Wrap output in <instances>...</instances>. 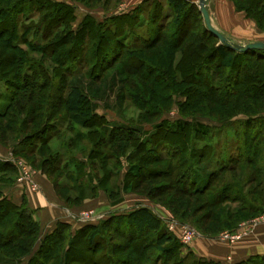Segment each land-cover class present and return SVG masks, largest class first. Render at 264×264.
Listing matches in <instances>:
<instances>
[{"label":"trees","instance_id":"16d2710c","mask_svg":"<svg viewBox=\"0 0 264 264\" xmlns=\"http://www.w3.org/2000/svg\"><path fill=\"white\" fill-rule=\"evenodd\" d=\"M6 1L7 5L3 8V11L5 13H10L9 10H15L18 4L30 0ZM79 1L86 6L91 4V0H88V2L87 0ZM109 1L110 0H103V3H108ZM148 1L151 2L150 6H152L153 3H155V5L153 12L150 14V18H148L150 24L147 26L145 39L142 42L135 40L127 44H124L123 40L122 42L115 41L117 49H115L114 45L113 47L110 46L113 50L110 62L105 61L107 55L103 53V50L107 44L106 42L110 40V37L121 40V32L110 26L103 27L100 22L97 23L94 19L86 16L81 22L76 35H73L66 30V27H68L66 19L72 14L70 7H66L65 9L67 11L65 10L63 14L60 13L59 9L63 7V4L52 3L49 7L45 8L46 13L41 16L42 23L39 25L40 28L37 29L41 31V27L46 24L47 20L52 23L53 26L56 25V30L61 27L64 29L58 32L56 36L55 29L44 30V32H46L43 34V38L46 37L47 34H50L47 38L55 36V39L53 38L51 42L54 46L58 43L67 46L69 42L67 40L70 39L73 45L71 44L69 47L70 49L66 52L71 54H78L75 53L78 49H75L74 46L79 45L83 48V51H85V45L94 43L93 56H97L99 60V56H102V60L104 58L102 63H100V61H86L85 63L89 64L90 68L78 62L74 71L71 67L66 65L67 63H63L65 67L62 69V72L68 76L69 79L66 81L61 95H55L56 97H53L50 91L49 95L44 93V90H49L48 88L52 86V79L43 65H37L39 76L36 79L39 82L38 85H32L26 81L25 76L21 77L19 73H16L20 62L23 61L22 57L25 53H21V51L16 48L17 45H9L7 47V45L1 41V36L0 78L6 80L4 77L12 75L16 80L13 85L19 87V90L22 91V93L16 95V99H13L9 106V109L12 107L14 113L13 117L16 118L13 135L15 137L16 134H21L23 132V141L25 140L27 142L29 146L27 148L31 147L29 155L36 156L34 154L37 153L36 158L42 155L43 159H39L42 161L41 164H45L46 166L51 164L55 165V171L62 170L67 180L71 177L69 169L72 166L68 165V162H74L76 160L74 157L75 155L68 156L69 158L65 160L67 155L60 156L59 152L53 149L52 141L59 140L61 142L59 144L71 150L75 146V140L73 139H79L78 137L80 136L85 138L82 142L87 141L90 145L89 148L84 149L85 153H89L87 159L91 160L89 164L91 172L84 176L88 179V183H84L82 179L78 181L81 187L75 189L74 192L76 194L73 198H71L72 195L65 196L63 199V203L66 207L71 208L74 207L72 204L78 203L81 205L86 199L95 198L100 191L109 193L114 202L118 201V199L114 197L116 195V189L118 188L116 185L117 182L114 183L112 181L113 176L115 177L118 173L115 171V173L112 174L110 167L118 168L120 159L112 155H107L105 150L100 148L101 145H106L104 142L105 137L99 136L98 131L93 129L95 125L94 121L90 120L87 122L88 119L87 116L84 115L82 107L83 102L87 99L88 92L92 100L103 99L109 95V92H115L116 104L121 108V105L126 101L124 86L127 82H130L128 75H137L142 81L147 82L146 76L140 74L139 71L141 66H145L146 69H149L153 73L158 71L159 75L157 77L165 78L166 81L164 82L170 83L171 81H176L178 83L177 85L183 86L180 92L185 94V96H191L188 106L193 105L196 107V105L200 106L205 102L203 106H221L223 108L219 109L218 114L222 116H232L233 113L236 115L237 112H247L245 109H248L252 114H247L245 119H239L237 121L240 127H242L241 131H236L235 129L233 132L235 138L238 137L239 141L242 143L233 139V147L235 148L234 156L229 155V157L228 154L226 155L227 158L229 157L228 163H216L215 159L209 156V153L213 150L210 145H202L197 150L192 147L190 149V155L189 153L188 155L186 154L189 152V149L185 136L193 134L202 139L210 138L212 129L209 126L202 123H195L193 125L186 124L180 120L173 122L171 125L169 124V127H167L168 130H162V125L158 126V128H160L159 134L162 135V138H168L174 145L176 144L169 158H176L177 165H180V163H190L191 165L189 169L191 173L188 176L184 173H180L178 175L179 178L176 179L178 185L182 186L184 184L182 180L187 178L188 183L186 184H189L191 187H181L179 193L183 194L185 198H189V200L185 199L188 203L194 200V196L201 197L203 201L201 202L200 210H207V214L205 213L203 216L204 219L210 221L209 223L214 222L219 226L221 225V227H212V229L215 230H211V234L207 233V231L209 232L210 230H207L206 233H204L202 229L197 231L202 236L212 238L218 235L214 234L215 231L222 229L233 231L237 228L239 220L252 219L254 216L256 217V215L264 213V171H262L263 169L260 167L261 164L264 165V137H259L260 132L252 125L256 118L260 119L263 117L262 113L264 112V108L262 110L260 109V105H264V51L250 50L247 52H240L227 47L221 44L219 40L206 29L204 22L199 30L189 28L187 20L192 16L191 8L196 4L187 0H165V5H163L160 0H144V2L131 11L116 14L111 17L110 20H112L118 28H123L125 25L131 26L132 22L135 24L138 19L140 20V15L143 13L144 9L148 11L143 5ZM231 1L236 5L238 11H245L246 16L256 19L258 23L261 24L264 18V0H245L246 6L240 3L235 4L234 0ZM166 21L171 25L172 31L167 35V38H169L168 41L162 42L166 29L169 27L165 25ZM14 34L15 30L12 31L11 36H14ZM107 35L109 37H107ZM81 40L86 41L83 44H79L78 42ZM213 40H215V43H213ZM161 43L169 50V55L166 56L167 53L160 47L157 55H155V59H152L154 54H145V56H149V59L155 61H151L152 64L150 62L147 63V60L142 56L143 51L145 49L157 48V45ZM181 45H183V47L178 50ZM4 48L10 50L9 55H5L6 50L4 51ZM161 49L162 52L160 51ZM31 50L36 51L35 48ZM176 53L178 55H176ZM124 54H128L129 56L126 60L124 59ZM105 62L106 64L104 65ZM156 62L159 64L156 69H150L147 66V64L156 66ZM213 65L214 70H211L210 67H213ZM111 68H114V71L107 74L106 72ZM96 69H98V71L102 70L103 73L94 75L93 71ZM209 71H211V75ZM221 73L223 77L221 76L220 80H216L217 74ZM202 84L206 85L210 93H204L200 90ZM140 86L142 90L146 89L144 84ZM36 90L40 91L38 92ZM215 92L218 93L221 98H216L217 95ZM142 93L147 95V102H150V97L155 96H149V94L144 91ZM155 98L162 102L165 101L160 95ZM137 104L141 105V103ZM59 108H63L64 112L67 114H80L83 119V126L79 125V127H77L79 131H77L76 136H73L75 126L73 124L68 125L63 118L59 120L61 123L58 124V121L56 125L51 126L54 120L59 118V116H65L64 113L63 115L60 114ZM210 112L213 115L215 114L213 109L206 111V113ZM3 113L4 111L0 113V118L3 117ZM69 118L72 119L74 117L70 116ZM96 118H98L96 115H92L91 117V119ZM47 127H50V132ZM54 128L58 129L55 133H51V131H54ZM81 128L87 129L85 137L84 133L81 132ZM4 130L7 129L4 128ZM1 131L0 142H3V134H5V131ZM105 131L108 133L107 129H105ZM17 136L18 135H16V139H18ZM114 137L115 136L110 135L109 140H113ZM153 137H155L154 133L149 134V139L147 141H150V139L153 140ZM29 140L30 142H28ZM17 142L18 141L15 140L12 143V150H15ZM33 144L35 145L34 147H32ZM14 153H16V151H14ZM78 153L83 154L82 150L76 153L79 156ZM212 160L215 161L214 166L210 165ZM84 162L86 161L82 160V162H79L76 168L77 172H80V166ZM0 163L4 164L1 165L2 167L9 168L13 174L17 173L11 161L6 159L2 160L0 158ZM96 163H98V165ZM201 163H205V165L202 167L199 165ZM194 166H196L195 169H192ZM97 170H100V173H96ZM48 171V174L52 172L51 169H48ZM166 172L167 171H164V173ZM130 175L132 177L139 176V173L132 168V165L128 168L125 177L129 180ZM95 177L97 179H95ZM57 184V191L65 188L64 183L60 185V183L57 182ZM129 188L134 189V183L130 184L129 187L124 185L121 187L123 192L128 191ZM109 189L113 191H109ZM172 211L176 215H179L176 216L178 221L187 222L188 215L197 212L198 207L183 204L181 208L173 209ZM108 220H110L109 223L112 224V229L117 230L118 228L131 227L135 230L138 237L144 236L145 233H155L154 248L164 254L165 259L173 255L174 249L170 246V244H172V234L164 225L162 219L149 207L139 204L128 211L126 215L115 216ZM57 226H60V232H65L66 234L70 230V226L65 223H59ZM35 227L36 229L34 228L28 235L33 236L37 233L39 229L37 223ZM98 232V224H85L74 233L71 244L73 245L76 240L84 238L87 241V247L91 249L97 244ZM193 255L191 251L188 253V256ZM65 258L66 256L64 255V259ZM68 263L70 262L68 261ZM194 264L219 263L200 259L199 261L195 260ZM235 264H264V259L251 257Z\"/></svg>","mask_w":264,"mask_h":264},{"label":"rangeland","instance_id":"374dc122","mask_svg":"<svg viewBox=\"0 0 264 264\" xmlns=\"http://www.w3.org/2000/svg\"><path fill=\"white\" fill-rule=\"evenodd\" d=\"M160 1L163 5L166 4L165 0ZM142 2H144V0L139 4ZM234 2L235 4L240 3L243 6L247 5L245 0H234ZM52 3L63 4V7L59 8L61 14L65 13L66 7H70L72 10V14L66 19V22H68V27H66L68 33L76 35L81 22L86 16L94 19L97 23L100 22L103 27L110 26L121 32V40L110 37V40L106 42L107 44L105 45L103 53H106L107 55L105 57V61L107 62H110L112 59L113 50L111 47H113V45L115 46V41L122 42L123 40V43L127 44L132 43L135 40L142 42L145 39L147 26L150 24L148 18H150V14L153 12L155 5V3H153V5L150 6L151 2L149 1L144 3L143 5L148 11H145L144 9L143 13L140 15V20L138 19L137 23L133 24L132 22L131 26L125 25L123 28H118L110 19L116 14L123 13L118 10L122 7L123 0H110L108 3H103V0H91L89 6H86L79 0H30L18 4L15 10H9L10 13H5L3 11V8L7 5V1L0 0L1 41H3L7 47L9 45H17L16 48H18L21 53H25L22 57L23 61L20 62L16 73H19V76L21 77L25 76L26 81L32 85H38L39 82L36 79L39 76L37 65H43L51 75L52 79V86L48 88L49 90H44V93L49 95L50 91L53 97L61 95L64 85L69 79V77L62 72V69L65 67L63 63H67L66 65L71 67L74 71L78 62L83 63L87 68H90V65L85 63L86 61H100V63H102L104 58L102 60V56H99V60L97 56H93V49L95 47L94 43L91 45H85V51H83V48L79 45L74 46L75 49H78V51L75 52L78 54L66 52L70 49V45H73V42L70 39L67 40L69 41L67 43L68 45L66 44L67 46H63L59 43L54 46L51 43L53 38L64 28L61 27L56 30V25L53 26L48 20L46 24L41 27V31L37 29L40 28L39 25L42 23L41 16L46 13L45 8L49 7ZM234 6L236 8V5ZM207 7L209 13H214V0H208ZM240 12L250 21H254L256 29L259 31L258 35L264 40V18L263 21H261V24H259L256 19L246 16L245 11L241 10ZM191 14L192 16L187 20V25L191 29L199 30L203 26L204 21L201 13L199 14L198 12L197 3L191 8ZM168 23V21L165 22V25L169 27L166 29L162 42L168 41L169 38H167V35L172 31V27ZM53 29L56 30L54 37L51 36L47 38L50 34H47L44 38L42 37L46 32H44V30ZM13 30H15V34L14 36H11ZM107 37L109 36L107 35ZM86 40H81L78 43L83 44ZM237 40L240 41H233L230 39L231 42L240 44H245L249 41V39L246 38H239ZM213 43H215V40H213ZM0 46L2 45L0 44ZM160 47L165 53H167L166 56L169 55V50L161 43L157 45V48L145 49L143 51L142 56L147 60V63H151V61L155 62L152 59H155V55H157ZM182 47L183 45H181L178 50ZM34 48L36 51L31 50ZM115 49H117V45L115 46ZM162 49L160 50L161 52ZM4 51L6 56L10 54L9 49L4 48ZM177 53L176 55H178ZM145 54H154V56H152V59H149V56H145ZM128 57V54H124L125 60ZM105 64L106 62L104 65ZM151 64H147L150 69H156L159 65L158 62L155 63L156 66ZM210 68L211 70H214V65ZM113 71L114 68H111L107 72H104L110 74ZM139 71L140 74L146 76L147 82L142 81L137 75L129 74L128 77L130 82H127L124 86V96L126 97V101L121 105V108L116 104L115 92L113 93L112 91L108 93V96L100 100H92L89 97L90 93L88 92L87 99L83 102L82 109L84 110V115L87 116V122L90 120L94 121L95 125L93 129L98 131L99 136L105 137L104 142L106 145L103 144L100 148L105 150L107 155H112L117 159H120L118 168L110 167L112 174H114L115 171L118 173L112 178L114 183L117 182L116 185L118 188L116 189V195L114 197L115 199H118V201L114 202L109 193L106 194L111 200V203L117 205L121 199L120 194L123 193L124 198L126 197L129 199L127 202L129 207H133L136 204L134 199H132L136 196V200L143 201L138 204L145 205L149 208L152 207L159 217L162 216V218H160L166 227L171 222H182L180 220L178 221L176 216L179 215L173 213V209L181 208L183 204L197 206L198 211L188 215L187 220L189 222L182 223L189 225L196 231L202 229V231L206 233L207 230H210L209 232L207 231V233L211 234V230H215L212 229V227H221V225L219 226L214 222L209 223L210 221L204 219L203 216L205 213L207 214V210H200L201 202L203 201L201 197L194 196V200H191V202L188 203L185 199L189 200V198H185L183 194L179 193L181 187H191L189 184H186L188 183L187 178L182 180V183H184L182 186L178 185L176 182L180 173H184L187 176L191 173L189 172L191 165L190 163H180V165H177L176 158H169L172 155V150L176 144L174 145L168 138H162V135L159 134L160 128H158V126L162 125V130H168L167 127H169V124L171 125L177 120L186 124L193 125L195 123H202L209 126L212 129V135L210 138L202 139L193 134L185 136V139H187V147L189 149V152L186 154L188 155L189 153L190 155V149L192 147L197 150L202 145H210L213 150L209 153V156L212 159H215L216 163H228L229 157L234 156L235 148L233 147V139L240 142L238 137L235 138V135L233 134L235 129L236 131H241L242 129L237 121L239 119H245L247 117L246 115L252 114V112L245 109L247 112L240 111L237 112L236 115L233 113L232 116H222L218 114L219 109L223 108L221 106H203L206 102L200 106L196 105V107L193 105L188 106L191 96H185V94L180 92V90L183 89V86L177 85L178 83L176 81H171L170 83L164 82L166 81L165 78L160 77V79L157 77L159 75L158 71L154 70L155 72L153 73L149 69H146L145 66H141ZM97 73L102 74L103 71H98V69L93 71L94 75ZM209 73L211 75V71H209ZM221 76L223 77L222 73L217 74L216 80H220ZM4 78L6 80L0 78V113L4 111L2 114L3 117L0 118V133L2 132L1 130H3L5 131V134H3L4 141L0 142V145L11 150L12 157L10 158V161L15 168L17 161H23L27 166L33 169L34 177L36 172H42L51 180L56 195L61 201H63L65 196L73 195L71 197L73 198L76 194L74 192L75 189L81 187L79 186L78 181L82 179L84 183H88V179L84 176L91 172L89 166L91 160L87 159L89 153H85V149L89 148L90 145L87 141L82 142L85 140L82 136L78 137L79 139H73L75 140V146L71 150H68L59 144L61 143L59 140L52 141L53 149L57 150L60 156L67 155L65 160L69 158L68 156L75 155L74 157L76 160L74 162H68V165H72L69 169L71 176L69 180L66 179V175H63L62 170L55 171V165H42V161L39 160L43 159L42 155H39V158H36L37 153L34 154L36 156L29 155L31 147L27 148L29 147L27 142L25 140L23 141V132L21 134H16L18 135V139H16V135L15 137L13 135L16 118L13 117L14 113L12 107L9 109L12 100L16 99V95L22 93V91L19 90V87L13 85L16 80L12 75H7V77ZM141 84L145 85V90H142L140 86ZM200 90L204 93H210V90L206 88L205 84L200 86ZM36 91L39 92L40 90ZM143 91L148 93L149 96L155 95L154 97H150V102H147V95L143 94ZM215 94L217 95L216 98H221L218 93L215 92ZM158 95H160L165 101L162 102L156 99L155 97ZM137 103H141V105ZM207 108L210 110L213 109L215 114L213 115L211 112L206 113V111L209 110ZM263 108L264 105H260V109L262 110ZM59 109L60 114L63 115L64 113L65 116H59V118L54 120V123H52L51 126L56 125L57 122L63 118L65 119V123H68V125L73 124L75 126L73 136H76L77 131H79L77 127L83 124V119L80 114H67L64 112L63 108ZM92 115H96L98 118L91 119ZM70 116L74 118L71 119L69 118ZM262 116L260 119L263 120L256 118L252 124L253 127L260 132L259 137H264V112L262 113ZM59 123H61V121H59L58 124ZM4 128L7 130H4ZM47 129L49 131L50 127H47ZM57 129L54 128V131H51V133H55ZM105 129H107L108 133ZM86 131V128H81L84 137ZM151 133H154L155 137H153V140L150 139V141H147L149 139V134ZM110 135L115 136L113 140H109ZM15 140L18 142L16 143L15 150H12L11 145ZM28 142H30V140ZM34 146L35 145L33 144L32 147ZM79 150H82L83 152V154L78 153L80 157L76 154ZM14 151H16V153H14ZM227 154L228 156L230 155L228 158L226 156ZM1 159L4 160L3 158ZM82 160H85L86 162L80 166V172H77L76 168ZM215 161L212 160L210 165L214 166ZM96 164L98 165V163ZM1 165L4 164L0 163V264H194L195 260L199 261L202 259L194 255L188 256L190 250L180 242L178 233L172 231H170L172 234V244H170V246L173 247L174 252L172 256L165 259L164 254L154 248L155 233H145L144 236L138 237L135 230L131 227L118 228L117 230L112 229V224L109 223L110 220L107 218V213L104 214L99 212L98 207L95 205L84 206L83 204L80 205L78 203L72 204L75 208H78L79 213L85 209H93L97 212L98 216L96 219H92V223L98 224L99 227L96 240L98 245H94L91 249L87 247V241L84 238L76 240L75 244L72 245L71 241L74 234L70 232V230L67 234L65 232H60V226H56L52 232H49L48 230L40 231L39 228L35 235H28L34 230V228L36 229L35 226L37 221L34 217V212L24 205L15 204L6 189L10 186H16L24 192L33 191H30L23 185H19L16 182L17 173L13 174L9 168L2 167ZM131 165L135 171L137 170L139 176L132 177L130 175L128 180L125 175ZM199 165L203 167L205 163ZM195 167L196 166L192 169H195ZM260 167L263 169L262 171H264V165L261 164ZM48 169H51L52 171L49 174L47 173L49 172ZM164 171L167 172L164 173ZM96 173H100V170H97ZM95 179L97 178L95 177ZM57 182L60 183V185L61 183H64L65 188L57 191ZM133 183L135 185L134 189L129 188L128 191L123 192L121 189L123 185L129 187L130 184ZM39 190L40 187L38 185V190L35 192H38ZM109 191L113 190L109 189ZM99 194L95 198H97ZM64 206L66 207L65 204ZM179 211L181 213L180 209ZM260 214L256 215V217ZM76 218L79 219L80 224H86V222L82 221L79 215L76 216ZM249 219L239 220V223ZM224 231L229 230L222 229L215 231L214 234L218 235L212 238L218 240L219 235ZM197 233L198 236H202L199 232ZM64 255L66 256L65 259ZM68 261L70 263H68Z\"/></svg>","mask_w":264,"mask_h":264},{"label":"crops","instance_id":"0c3cea01","mask_svg":"<svg viewBox=\"0 0 264 264\" xmlns=\"http://www.w3.org/2000/svg\"><path fill=\"white\" fill-rule=\"evenodd\" d=\"M141 1L123 0L122 7L118 10L129 12ZM187 1L198 4L199 0ZM214 3L215 12H210L211 22L225 36L233 41H240L237 40L239 38L249 39L248 42L264 41L258 35L259 31L256 29L254 21H250L243 13L237 11L231 0H214ZM11 157V150L0 145V158L10 161ZM34 179L40 187L38 192H24L16 186H10L6 190L15 204L24 205L34 212L40 231L48 230L52 232L59 223H65L70 226V232L74 234L85 225L80 224L79 219L76 218L79 215L78 208H66L64 206L63 201L56 195L51 180L44 173L36 172ZM120 198L119 204L113 205L107 194L101 191L97 198L86 199L82 204L84 206H97L99 212L107 213L109 219L126 215L128 211L139 205L138 203L143 202L136 200V196H134L132 199L136 204L129 207L127 203L129 199L124 198L123 193L120 194ZM152 211L156 213L153 208ZM160 217L162 218V216ZM186 248L198 258L211 260L219 264H235L251 257L264 259V223L256 225L247 236L234 243L197 235Z\"/></svg>","mask_w":264,"mask_h":264},{"label":"built area","instance_id":"2783aa9c","mask_svg":"<svg viewBox=\"0 0 264 264\" xmlns=\"http://www.w3.org/2000/svg\"><path fill=\"white\" fill-rule=\"evenodd\" d=\"M16 168V182L19 185L25 186L30 191H37L38 184L34 180L33 169L20 160L16 162ZM97 216V212L93 209H85L79 213V217L82 221L86 222V224H93L92 219H96ZM262 223H264V213L255 218L239 223L237 228L233 231L222 232L219 235V240L227 243H234L247 236L256 225ZM167 227L169 231L178 233L180 242L185 246L190 245L198 234L194 228L183 223L171 222Z\"/></svg>","mask_w":264,"mask_h":264},{"label":"water","instance_id":"95a60500","mask_svg":"<svg viewBox=\"0 0 264 264\" xmlns=\"http://www.w3.org/2000/svg\"><path fill=\"white\" fill-rule=\"evenodd\" d=\"M208 0H199L198 1V8L199 12L201 13L203 17V21L205 24L206 29L214 35L221 44L226 45L227 47H230L236 51L240 52H247L250 50H258V51H264V41H254V42H248L245 44H238L231 42L230 39L225 36L221 31H219L217 28H215L211 22L210 13L208 11L207 7Z\"/></svg>","mask_w":264,"mask_h":264}]
</instances>
